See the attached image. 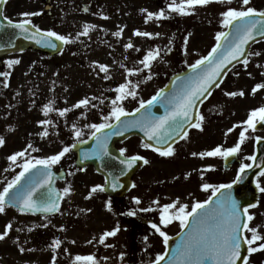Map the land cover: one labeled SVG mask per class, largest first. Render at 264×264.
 I'll return each mask as SVG.
<instances>
[{
  "label": "rangeland",
  "instance_id": "obj_1",
  "mask_svg": "<svg viewBox=\"0 0 264 264\" xmlns=\"http://www.w3.org/2000/svg\"><path fill=\"white\" fill-rule=\"evenodd\" d=\"M172 2L173 0H149L148 11L164 10L169 18L148 20L143 31L160 34L148 38V45L137 42L133 34L135 19L118 16L114 27L109 31L101 29L99 20L84 21V24H95L97 28L90 31L89 42H86V50L80 58L69 57L68 61H63V56H60L47 62L46 57L34 53L16 57L21 58V63L6 68V72L11 73L10 80L0 79V136L6 141L0 147V190L20 171V168L8 161L9 155L26 149L29 143L39 149L36 152L28 149L33 157L43 158L56 154L63 147L76 143L73 123L83 131L81 139L85 140L90 130L84 128V125L102 122L101 116L108 113L110 100L116 95L114 89L126 79L133 83L144 80L148 70L139 75H128L127 70L142 67L138 61L149 49L159 47L161 58L153 63V78L140 84L138 99L150 98L165 86L173 74L188 67V64L194 63L200 56L207 55L216 43V33L225 31L220 23L221 12L227 7H241V0H232L231 5L214 2L196 6L192 14L181 16L168 8ZM175 2L179 4L182 0ZM250 6L264 10V0H251ZM121 29L123 35L117 37L116 42L99 40V34H110L114 38L116 36L113 33ZM186 36L187 55L183 47ZM128 42L139 51L126 50L124 45ZM111 46L113 50L109 49ZM169 48L171 51H168ZM250 52H260L261 55L249 57L247 71L240 64L227 73L221 88H217L201 107L200 113L205 117L203 131L192 129L187 139L174 146L175 154L172 157H161L158 153L147 151L134 139L118 145L119 149H127L126 156L141 155L149 160V164H145L134 175L132 180L135 187L120 201L112 200L103 192L93 193L91 198L86 199L94 185H104L103 179L91 167L76 169L73 166L74 154H66L55 165L57 168L64 166L68 169L66 178L58 185V189L62 192L64 187L71 184L72 192L61 201L60 212L56 216L47 219L32 218L9 209L0 214V232L4 231L6 223L13 224L9 236L0 241V264H52L54 255L56 264H74L76 255H92L96 258V264H146L154 260L164 250L162 238L151 228V223L159 224L161 206L179 201L176 210L180 205L187 204V211H190L194 203L202 202L211 194V190H202L203 183L219 185L231 182L238 171L239 167L236 165L223 171L222 157L201 158L192 153L210 151L217 146H234L239 140L240 131L246 127L242 122L248 118L249 112L264 106V89L258 90L255 95L251 93L256 83L264 82V76L261 75L264 68L257 67L264 64V40L254 44ZM99 64L108 66L109 79H105V74L99 71ZM237 72L239 75H236ZM248 72L252 73L251 77ZM5 82L7 87L4 86ZM222 89L243 90L245 96L229 98L224 96ZM86 97H96L91 103L97 107L72 108ZM50 100L55 101V109L67 107L72 110L66 117H60L57 111L45 117L42 109ZM101 100L104 101L103 104L100 103ZM130 100L132 99L125 100L124 106ZM82 112L84 115H81ZM42 119H50L53 123L41 126L38 121ZM235 125L239 126L234 128ZM229 128H233V131L228 132ZM44 130L49 133L47 137L39 135ZM258 136L256 131L248 130L247 139L237 154L240 163H249L247 157L253 155V143ZM208 165H213V169L206 170ZM258 183L264 187V176L258 177ZM133 197H138L141 203L135 204ZM109 201L111 211L107 208ZM154 201L159 203H153ZM257 202L258 205L248 211L254 217L249 223L264 235V193L259 191ZM142 208L153 210L143 212L140 211ZM130 210L136 211L134 217L126 215ZM42 224H48V227H41ZM117 226L120 231L115 236L105 238V242L101 244L99 238L103 233ZM145 226L147 235H144ZM161 227L170 237L180 230L179 221ZM28 228L33 231L29 232ZM245 235L250 238L251 233L245 232ZM54 239L61 240L60 248L55 251L51 247ZM261 242L264 241H257L254 246ZM20 247L30 251L20 253ZM248 264H264V250L248 256Z\"/></svg>",
  "mask_w": 264,
  "mask_h": 264
},
{
  "label": "snow or ice",
  "instance_id": "obj_2",
  "mask_svg": "<svg viewBox=\"0 0 264 264\" xmlns=\"http://www.w3.org/2000/svg\"><path fill=\"white\" fill-rule=\"evenodd\" d=\"M220 3L231 5L232 0H182L177 4L175 0L168 5L171 12L177 13L181 16L192 14L196 6H206L210 3ZM7 0H0V5L6 4ZM251 0H241V7H227L226 10L221 12V26L229 29V31H219L215 35V45L207 53V55L200 56L194 63L188 64L190 71L187 74H177L172 81L171 91L165 92L164 88L158 89L154 95L149 99H138V89L141 83H146L153 78L152 68L153 63L161 58V49H149L143 58L138 61L142 67L128 69V75H139L140 73L148 70V74L144 80L136 81L133 83L127 80L119 84L114 89L116 95L110 100V110L106 115L101 116L102 122L88 123L84 128L90 130L89 139L94 141V146L90 151H83L81 153V160L86 161L93 158L104 161L105 157L113 160H118L120 165L124 168L120 169V175H126L128 170H131L138 161H143L144 164H149L144 156L132 155L125 157L126 148L119 149V156L113 157L109 152V141L113 136H123L125 132L132 129H139L146 138L141 147L144 149H151L153 152L158 153L161 157H172L175 154V148L172 142L177 137L180 139L188 138V128L198 129L203 131V122L205 117L199 112V106L205 100L212 96L214 88H221L223 83L222 76H226L227 72L231 69L230 65L233 62H239L247 71L251 56H260V52L247 51L250 42L257 40V35L264 38V10H257L255 7L250 6ZM85 12L88 8L84 9ZM146 13L145 23L150 19L162 20L168 19L164 10L159 12H150L142 10ZM21 19L14 22L11 18L6 16L2 9H0V17H3L7 23H0V30L15 29L18 30V35L23 36L25 39H32L35 43L44 47L56 49L57 44L53 41H59L61 44L67 45L73 42L70 36L62 35L53 30H43L33 23L32 17L42 15L40 11L23 12L19 14ZM103 19H108L107 16H102ZM97 26L91 23L83 25V31L78 35H89L91 30L96 29ZM137 37L152 38L159 36V33H151L147 31L135 30L133 33ZM116 37L123 35V29L113 33ZM191 33H189V36ZM171 43V42H170ZM188 37L184 38V50L187 55ZM5 46L14 47L12 39L10 38L7 45H0V50ZM124 48L135 49L131 42L124 45ZM168 51H171L169 48ZM243 58V59H242ZM19 59H10L5 61L8 68L20 64ZM123 67V65H121ZM259 68H264V64L257 65ZM99 71L103 72L104 78L109 79V68L107 65L99 64ZM249 77L252 76L251 72L247 73ZM10 72H0V76L8 77ZM236 75H239L237 72ZM264 76V72H261ZM5 87L7 83L5 82ZM264 89V82L256 83L251 89L252 95H255L258 90ZM223 94L229 98L237 96H245L243 90L240 91H227L223 90ZM128 98L137 100L138 107L129 112L124 106V101ZM96 97L84 98L79 100L72 106L74 109H88L96 108L97 105L91 103ZM54 100H50L43 106L42 112L45 117L53 111H57L60 117H66L72 110L70 108L55 109ZM104 103L103 100L100 101ZM160 105L164 108L163 115H157L152 111V108ZM81 115H84L82 112ZM53 122L50 119H42L38 121L41 126L51 125ZM246 127L239 133L238 142L228 148L217 146L210 151L193 152V156L204 157H222L225 161L229 157H235L241 150V145L247 139L246 133L249 129L255 131L259 123H264V106L252 109L248 118L242 122ZM239 125H235L238 127ZM72 130L77 138L76 143L70 146L63 147L58 153L48 155L43 158H37L30 155L28 149L32 152L39 151L34 148L31 143L27 148L22 151H16L7 157L15 167L20 168L11 180L0 190V214H4L6 209L15 208L20 213H43L45 219L48 215L60 212V202L69 196L72 192V186L69 184L64 187L62 192L53 187L55 173L52 171L53 167L61 162L66 154L72 152L77 148L78 144H85L88 141L81 139L84 135L83 131L77 127L76 123L72 124ZM107 130V131H106ZM233 128H229L228 132H232ZM41 137L49 135L47 130L39 133ZM227 135V133H226ZM257 141L261 138L256 137ZM155 142V143H153ZM6 141L3 136H0V147L5 145ZM248 160L255 161V156L247 157ZM20 160V163L17 161ZM106 166V165H105ZM213 165H208L206 170H212ZM252 167L251 164L241 163L239 173L232 183L213 185L210 183H203L202 190H211V195L203 202H196L191 206V210L187 211L188 205H180L178 210L177 204L174 203L163 204L159 210V224L151 223V228L159 234L162 238V243L167 248L171 237L166 231L162 230L161 226H168L173 221H179L181 230L188 229L179 242L171 256L167 259L166 264H237L238 261L243 259V264H248V257L242 258V249L247 245V253L249 256L258 251L264 250V242L254 246L257 241H264V235L258 232L257 227L250 226L254 217L248 212L249 208L256 207L253 202H247V206H243L232 194L233 184H237L243 180L240 174H246V170ZM7 171V169H6ZM72 175L71 172L68 173ZM264 176V172L260 173ZM119 177L111 184V188L115 190L117 187H123L118 184ZM135 187V185H133ZM256 188L264 193V187L259 183ZM103 185H94L87 198H91L93 193L104 192ZM215 197V199H213ZM133 202L137 205L141 203L138 197H133ZM153 203H159L154 201ZM111 202L107 204V208L111 211ZM151 208H142L140 211L149 212ZM130 217L136 215L135 210H130L126 213ZM50 222V221H49ZM41 227H48V224H42ZM13 229L11 222L6 223L3 232H0V241L5 240L9 236L10 231ZM22 231L23 229H17ZM29 232L33 231L32 228L27 229ZM63 230V229H61ZM119 226L111 231H106L99 238V242L103 244L105 238L115 236L119 232ZM245 232L251 233L250 238L245 235ZM147 240V237H145ZM18 241V238H17ZM75 243V241H73ZM61 246L60 239H54L51 247L53 251L59 249ZM20 253L30 251L23 247L19 248ZM168 256L165 251L158 254L152 264H161ZM52 264H56L55 255L52 257ZM74 264H96V258L92 255L81 256L76 255Z\"/></svg>",
  "mask_w": 264,
  "mask_h": 264
},
{
  "label": "flooded vegetation",
  "instance_id": "obj_3",
  "mask_svg": "<svg viewBox=\"0 0 264 264\" xmlns=\"http://www.w3.org/2000/svg\"><path fill=\"white\" fill-rule=\"evenodd\" d=\"M154 2H157V0H154ZM148 3L149 0H7L6 4L0 5V9L14 22L22 18L19 15L20 13L40 11L42 15L32 17L34 24L43 30H53L59 34L70 36L73 38V42L64 45L54 40L53 42L57 44L56 49L45 47L46 49L42 51L36 48H27L24 51L11 52L9 50L10 46H5L0 50V72H6V68H8L5 61L16 59L17 56L26 53H34L46 57L47 62H52V60L60 56H63V61H68L69 57L80 58L86 50V42H89L88 35H78V33L83 31L86 19L99 20L101 29L109 31L114 27V22L117 21L118 16H126L132 20L135 19L136 23L133 25V30L143 31L147 23H145L146 13L142 10L148 11ZM85 8H88L87 12L84 11ZM117 9L120 11L117 12ZM102 16H107L108 19H103ZM0 23H7V21L0 17ZM13 30L11 28L0 30V45H7L1 42L9 40L10 37H7L6 34H13ZM104 34H99L100 41H117V37L113 38L110 34L108 36ZM136 39L142 45H148L149 43V39L146 37L136 36ZM109 49L113 50V47L111 46ZM19 60L21 61V58ZM5 78L10 80L11 77L0 76V79ZM125 106L131 112L139 105L137 100H130L125 103ZM257 134L260 138L264 137V125L259 126ZM130 139L140 142L135 137ZM60 169L64 170V167L60 166L58 170Z\"/></svg>",
  "mask_w": 264,
  "mask_h": 264
},
{
  "label": "water",
  "instance_id": "obj_4",
  "mask_svg": "<svg viewBox=\"0 0 264 264\" xmlns=\"http://www.w3.org/2000/svg\"><path fill=\"white\" fill-rule=\"evenodd\" d=\"M15 31H16L15 34L12 36V43L15 46L11 47L10 48L11 50H23L27 47L34 46L35 44H37L32 39H25L23 36L18 35V30H15ZM227 31H229V29H227L226 32ZM262 39L264 38H261L257 35V40L255 42L262 40ZM255 42H250V45L248 46L247 51L249 50V47ZM237 63L239 62H233L234 65ZM232 66L233 65H230L229 68H231ZM189 71L190 69H187L186 71L180 74L184 75V74H187ZM174 78L175 76L171 78L167 86L164 88L165 92L171 91L172 81L174 80ZM152 111L155 112L157 115L164 114V108L161 107L160 105H156L155 107H153ZM131 135H137L141 138L143 142H146V138L144 137L143 133L139 131V129H132L131 131H127L125 132L123 136H113L111 137L109 141V145H108L111 156L113 157L119 156V153L114 149V144L124 140L125 138ZM179 140L180 138L177 137V139L174 142H172V144L176 143ZM87 141L88 142L85 144H78L77 148L72 150L76 154V161H75L76 167L83 168L87 165L92 166L93 169L98 174L104 177V181H105V185H104L105 191L104 192L114 199L121 198L127 192V190L131 187V177L143 165V162L142 161L136 162L133 168L127 171L126 175L121 176L119 174L120 169L124 168V165H120L118 160H113V159H110L109 157H105L103 162H101L100 160L96 158L86 160V161L81 160V153L83 151H90L94 146L93 140L88 139ZM254 156L256 157V159L255 161H252V167L246 170V174H240L243 176V180L237 184H233V188L231 190L233 196L237 200H239L243 206H247V202H253L256 204L258 200V191L254 185V177L258 173L264 170V140L256 141ZM236 162H237L236 157H229L227 161H225L223 158V169L225 170L228 169L230 166H232ZM52 171L55 173L54 183H53V187L55 188V183L57 181H62L65 175L62 171H60L59 173H56L53 169ZM117 176L119 177L118 184L123 185V187H117L115 190H113L111 188V184L115 181V178ZM213 199H215V197H213ZM26 214H32V213H26ZM55 214H51V215H55ZM32 215H45V214L35 213ZM187 231L188 229L181 230V232L176 237L170 239L169 245L165 249V251L168 252V256L165 258V261L161 262V264H166L167 259L171 258L176 248V244L179 242L181 236ZM241 255H242V258L247 257L248 255L247 245L243 246ZM237 264H243V259L238 261Z\"/></svg>",
  "mask_w": 264,
  "mask_h": 264
}]
</instances>
